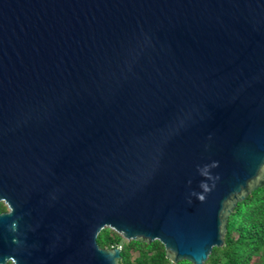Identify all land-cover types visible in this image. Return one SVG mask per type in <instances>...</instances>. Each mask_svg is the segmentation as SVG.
I'll list each match as a JSON object with an SVG mask.
<instances>
[{"label":"water","instance_id":"water-1","mask_svg":"<svg viewBox=\"0 0 264 264\" xmlns=\"http://www.w3.org/2000/svg\"><path fill=\"white\" fill-rule=\"evenodd\" d=\"M264 186V0H0V264H204Z\"/></svg>","mask_w":264,"mask_h":264},{"label":"trees","instance_id":"trees-1","mask_svg":"<svg viewBox=\"0 0 264 264\" xmlns=\"http://www.w3.org/2000/svg\"><path fill=\"white\" fill-rule=\"evenodd\" d=\"M3 206L0 204V212ZM100 248H120L119 264H172L158 242L129 241L109 229L96 238ZM176 264H190L178 261ZM204 264H264V186L238 203L226 222L223 245L212 248Z\"/></svg>","mask_w":264,"mask_h":264},{"label":"flooded vegetation","instance_id":"flooded-vegetation-1","mask_svg":"<svg viewBox=\"0 0 264 264\" xmlns=\"http://www.w3.org/2000/svg\"><path fill=\"white\" fill-rule=\"evenodd\" d=\"M1 204V203H0ZM2 205V204H1ZM3 206V205H2ZM4 211V207H3V210L1 211V212H3Z\"/></svg>","mask_w":264,"mask_h":264},{"label":"rangeland","instance_id":"rangeland-1","mask_svg":"<svg viewBox=\"0 0 264 264\" xmlns=\"http://www.w3.org/2000/svg\"><path fill=\"white\" fill-rule=\"evenodd\" d=\"M124 241V240H123Z\"/></svg>","mask_w":264,"mask_h":264}]
</instances>
